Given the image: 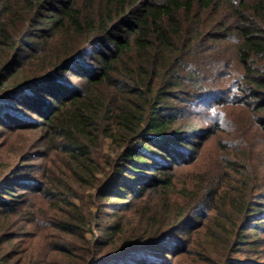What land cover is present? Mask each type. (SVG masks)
Returning a JSON list of instances; mask_svg holds the SVG:
<instances>
[{
  "label": "trees",
  "instance_id": "obj_1",
  "mask_svg": "<svg viewBox=\"0 0 264 264\" xmlns=\"http://www.w3.org/2000/svg\"><path fill=\"white\" fill-rule=\"evenodd\" d=\"M209 112L237 135L182 182L219 136ZM23 131L47 152L0 181V224L32 227L1 248L25 236L45 244L35 264H182L204 229L199 257L217 242V264H260L264 0H0V133Z\"/></svg>",
  "mask_w": 264,
  "mask_h": 264
},
{
  "label": "rangeland",
  "instance_id": "obj_2",
  "mask_svg": "<svg viewBox=\"0 0 264 264\" xmlns=\"http://www.w3.org/2000/svg\"><path fill=\"white\" fill-rule=\"evenodd\" d=\"M207 113L206 119L208 120V124L209 126H212L211 122L214 123V121H220V124H222V127L220 129H218V137L214 136L209 142H207L204 147L203 150L198 158V161L196 163V165L191 166V167H186L184 169H181L179 172L181 173V181L184 182L185 180H189L190 176H193L195 173L197 172H202L203 169H205L208 161L211 158H217L219 156V151L221 150L220 147V135L224 138H226V140L224 141H230V139L234 136L237 135V133L233 130H231L230 128V123L231 121L227 122V120L225 122H222V120H218L215 118V116L211 113ZM233 113H236V111H234ZM32 119L37 120L36 116H33ZM227 122V123H226ZM201 127H206V124L201 125ZM216 131V132H217ZM236 140V139H235ZM46 138L44 136L43 131H38V132H32V131H23V132H17V133H11V132H3L0 133V181H3L4 179H11L12 178V174L14 173V171L21 169V170H26V172H28V166L30 165L28 162V158H35L38 155H40L41 153H46L47 152V146H46ZM110 143L108 140L104 141L102 144V147L100 148V150H97L95 152V157L96 160L99 163H102L104 161V157L105 155L110 154V149H109ZM46 148V150H45ZM263 148L262 146H259V149H257V151L260 153V165L259 167H257V174L258 176L260 175V184L261 186L264 187V153L261 152V149ZM58 154L57 152H52V157L54 158L55 155ZM29 156V157H28ZM36 159V158H35ZM31 164L34 166L36 165H43L44 162L42 159H36L34 160V162H31ZM103 164V163H102ZM109 170V169H108ZM107 170V171H108ZM29 175L28 173L26 174H22V176H25L27 179ZM183 175V176H182ZM35 176L37 177V174H35ZM34 177V176H33ZM34 179V178H31ZM262 196L259 197V199L257 200V197L253 200L256 203L261 202V199H263L262 197L264 196V190H262ZM19 194H17V197H20V195L22 194V192H18ZM94 194V191H88L86 193H84L81 197L84 198L83 201L87 202L89 199H86L88 197V195ZM33 194L29 195L30 196ZM32 197V196H31ZM17 199V198H15ZM174 199H179V198H174ZM9 200V198H8ZM78 203L79 200H76ZM183 202V200L181 201ZM216 214V212H210L209 213V217L213 218L214 215ZM231 215H233V221H236L237 225L242 226L243 225V221L240 219H235V217L237 216V214L232 213ZM21 216V215H20ZM20 216H16L13 218H10L8 220H6L3 224H0V235L3 234L4 235V239H8L9 237H11L12 235H18V233H27L28 231H31L32 227H30L29 223H27L28 221L26 219H24V217H20ZM264 217V216H263ZM263 217H258L256 218V220L252 221V229H254L255 225H257L258 223H261V228H264V219ZM206 225L207 224H211L209 223V220H207L206 222H204ZM227 228H228V233L230 235H226L229 236L231 242H230V246L232 244L233 245L236 243L235 241V236L237 234V229L234 228V224H226ZM251 228V227H250ZM248 230V236L250 234L249 228H247ZM263 231V230H262ZM231 232V233H230ZM201 235H195L192 238H189L188 240V245L190 246V251H194L190 254H187L185 256L182 257V264H217L218 263V258L220 257V255L225 256L227 255V250H229L228 246L224 245H216L218 244L216 242L215 244V255L213 254L211 256L212 262L209 263L208 260H206L207 257V253L206 251H204L202 253V256H198V254L196 252L198 251H202L201 250V244L203 241H205L206 239H204L205 237V233L206 230L202 229L200 230ZM2 235V236H3ZM1 236V237H2ZM13 237V236H12ZM259 237H263L262 239H264V232L263 233H259ZM182 239H184V236H182ZM227 241V238H225ZM38 241V240H37ZM5 242V240H0V245H3V243ZM14 243L16 244V246H14ZM44 243L41 242L40 247L36 246V241L34 242V238H30V237H26L25 236H21L20 238L14 240L13 242H10L7 246H3L1 248L0 246V254L1 255H7L10 257H13L11 262H9V264L12 263H16V264H35L36 263V259L38 256V253L44 254ZM194 247H193V246ZM214 246V245H213ZM231 251V250H230ZM261 253H263V257H264V248L260 249ZM197 254V255H196ZM229 254V253H228ZM238 256H240V258L242 257L241 254H238ZM9 257V258H10ZM263 257L261 258V260L258 259H254V258H250V259H254L256 260L258 263L260 264H264V260ZM249 258H242L241 260H245V261H251ZM155 260V259H153ZM158 260V259H156ZM155 260V261H156ZM38 261V260H37ZM174 263V262H173Z\"/></svg>",
  "mask_w": 264,
  "mask_h": 264
}]
</instances>
